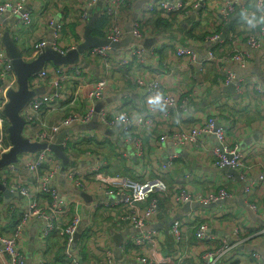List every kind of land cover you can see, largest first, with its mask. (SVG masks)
I'll return each instance as SVG.
<instances>
[{
    "label": "built area",
    "instance_id": "obj_1",
    "mask_svg": "<svg viewBox=\"0 0 264 264\" xmlns=\"http://www.w3.org/2000/svg\"><path fill=\"white\" fill-rule=\"evenodd\" d=\"M32 1L3 0L0 16L15 18L16 24L30 28L34 17L28 3ZM86 1V7L78 15L76 35L64 33L68 18L56 20L52 10H45L47 8L35 14L36 17L41 12L46 15L51 33L48 39L40 37L32 43L33 56L46 48L61 53L75 49L83 40L88 11L96 6L102 8V15L107 19L104 39L114 44L122 41L126 35L124 19L128 15L134 17V8L140 0ZM257 6L264 8V0H147L130 25L132 41L128 45L119 49L94 47L82 54L80 60L96 58L102 66L101 78L85 90V109L80 113L70 112L51 125L39 121L38 129L33 132L30 126L38 119L39 111H63L73 107L76 97L66 83L77 82L80 70L77 64L47 65L30 78L31 90L44 86L53 92L35 96L21 110L25 121L22 136L32 142L53 144L59 133L67 130L64 151L69 166L63 169L59 159L48 150H41L23 153L15 163L0 170V182L21 195L19 202L6 206L5 212L12 225L9 235L0 230V264H25L24 230L32 222L41 224L37 240L42 250L49 241L57 243L61 250L51 264H84L82 249L99 253L97 262L92 264H264V205L260 197L264 194V166L256 176L249 174L251 168L247 162L255 152L251 147L243 150L230 142L227 138L230 124L219 119L221 114L217 106L211 107L205 117L196 119L195 126L185 125L195 107L205 103V72L210 66L218 72L217 80L223 87L233 85L236 97L242 96L246 89L264 95V88L250 76L236 75V69H247L252 62V52L262 47L264 25L237 35L226 31L232 16L241 17L243 12L255 11ZM193 10L202 23L211 21L203 31L208 48L201 55L194 45L180 46L174 39L167 38L168 29L158 32L151 25L156 17L168 23L182 22ZM59 39L62 42L59 43ZM146 39H154L159 44L143 47ZM230 44V48L225 47ZM163 54L168 60L172 55L173 58L159 68L153 61ZM127 68L136 73L130 74L129 83L140 91V105L145 113L131 114L124 103L113 109L95 111L94 103L107 96V86L113 75ZM186 71L193 73L192 85L187 90L181 88V74ZM69 73L71 80L67 78ZM170 79L179 81L177 89L166 88L164 82ZM16 88L11 61L0 44L2 108L7 102V92ZM160 120L168 124V129H162L156 137L152 130ZM93 121L107 130L116 129L118 139L102 136L99 131L94 134L82 129L84 132L79 133L70 130ZM3 122L6 119L0 117V134ZM209 137L215 139L214 146L205 142ZM92 141L102 143L99 146H114L116 155L128 162L127 165L133 166L130 162L133 160L140 167V173L130 177L110 172L106 153L87 149L86 145ZM168 141L176 149L191 147L200 151L207 166L222 172L224 185L196 197L178 186L182 185L181 181H173L170 189L167 184L180 156L175 151L161 164L158 154ZM148 145L156 153H149L151 147ZM9 148L10 144L7 151ZM84 159L89 160L85 167H75ZM224 168L230 172L223 171ZM233 188L241 192L245 214L238 217L226 212L220 217L224 203L233 198ZM82 192L92 194L90 203L79 196ZM196 203L216 207L211 214L214 221L225 222L228 229L225 236L216 234L213 221L191 210ZM185 206L189 207L188 211L181 212ZM160 214L168 222L162 228L157 227ZM89 217L91 221L87 223ZM125 231L120 245L124 262L119 263L110 242L114 233Z\"/></svg>",
    "mask_w": 264,
    "mask_h": 264
},
{
    "label": "crops",
    "instance_id": "obj_2",
    "mask_svg": "<svg viewBox=\"0 0 264 264\" xmlns=\"http://www.w3.org/2000/svg\"><path fill=\"white\" fill-rule=\"evenodd\" d=\"M2 1L3 0H0V2ZM56 5H59L60 8L58 9ZM86 5V0H33L32 2L28 3L30 11L34 17L32 26L30 28H25L16 24L15 18H5L0 16L2 17V20H0V40L4 33H10L24 58L28 59L32 54V43L40 37L48 39L51 33L46 24V15H43V12H41L38 17H36V13L38 14L41 9L47 8L45 10H52V14L56 20H59L62 17H65L66 19L68 18V23L64 27V33L68 34V36H72L76 35V33L79 31L77 28L78 15L80 14V11L86 7ZM101 9L102 8H100V6H96L95 8L88 11L89 19L87 24L89 25L90 21L92 20V35L94 37L104 39L107 33V21L104 20L105 18L102 15ZM194 14L195 10H193L190 15L184 18L182 22L172 21L169 23L167 27V38L172 40L174 39L180 46H189V44H192L201 55L208 48V45L204 39L203 31L206 26L211 24V21L204 24L199 21ZM131 19L132 16L130 15L125 17L124 30L125 27L130 24ZM226 31L237 35L244 33V31L249 32L251 30L247 27L239 15H234L230 18L226 27ZM157 44H159V42L155 41L154 39H146L142 42L143 47L155 46ZM230 46L231 44L225 45L226 48H230ZM241 46L245 48L244 44ZM216 54L218 55L217 52ZM170 57L171 59L168 60L166 55L163 54L161 58L158 57V59L154 60L153 63L159 64V68H162L163 65L166 66L168 64V61H172L173 55ZM76 66L80 70L79 77H77L78 81L66 83V86L72 87L74 96L76 97V102L73 107H69L67 109L65 108L63 111H39L38 119L30 126V128H32L31 132L38 129L39 121H43L48 125H51L58 122L62 116H65L70 112L80 113L85 109L87 106V102L84 98L85 90L101 78L102 66L101 62L96 58H84L83 60H80ZM236 72L238 77L250 76L251 79L256 81L261 88H264V39L262 47L259 50L252 52V62L250 63L249 67L244 70L236 69ZM131 73L136 74L128 68L116 72L112 77V82H110V84L107 86V96L103 100L94 103V106L96 107L99 105L101 109H113L124 103L131 114L145 113V110L142 109L140 105L142 101V95L140 91L129 83V76ZM217 74L218 72L214 69V67L210 66L207 68V71L205 72L207 87L204 88L206 89L204 97L205 103L202 106L195 107L194 110L192 109L193 116H190L189 120L185 121V125L187 127H192V125L195 126L198 122L197 120L199 118L205 117L206 114L211 110V107L216 108L217 106L221 114L219 119L222 121V123L230 124V128L227 130V138L230 140V142L232 144H237L238 147L243 150H247L251 147L255 152V155L250 159V161L247 162L248 167L251 168L249 170V174L252 173L251 176L254 177L258 171H260V168L264 166V95L257 94L251 89H246L242 96L236 97L235 93L228 92L224 89L220 80H217ZM192 77L193 73L191 72L186 71L182 73L181 88L187 90L192 85ZM67 78H71L70 73L67 75ZM178 82V80L170 79L165 81L164 84L167 85L166 88L168 90H174L179 87ZM37 92H40V94L37 96H47L52 94L53 89L41 86L37 88ZM2 110L3 108L0 105V117H4ZM8 126L9 125L7 121L5 124H2L3 131L0 134V138L2 140V143L0 144V157L7 151L10 144L7 133ZM80 128L81 127L76 126L72 127L70 130L74 133L84 132L81 131ZM162 129H168V124L165 121L160 120L157 122L156 128L152 130L153 134L158 137L161 134ZM90 131H93L94 134H97V130ZM102 136L105 135L102 133ZM94 141L86 145L87 149L93 152L98 151L101 154L108 153V150L111 151L110 153L113 155L112 161L114 162V166L109 165L110 172H118L130 177L136 173H140V167L136 165L133 160L130 161L133 166L127 165L128 162H125L116 155L115 152L117 149L114 146H99L102 143L99 141ZM205 142L208 144V146H214L216 144L213 137L207 138ZM103 143H107V141ZM170 143L172 142L168 141L166 144H164L163 151L158 154L161 164L163 163V160H165L170 154L179 150ZM148 147H151V145H148ZM180 150V158L176 161V166L172 172L171 178L169 179L170 183L167 184L170 189L172 188L171 184L173 181H181L182 185L178 186L181 189L188 190L194 195V197H196L198 195H205L209 191H215L218 187L224 185L225 179L222 175V172L207 166L202 157L203 154L200 151L194 150L191 147H186ZM150 152H155L152 147L149 150V153ZM107 159L110 158L107 157ZM88 162V159H84L80 163H76L75 167L83 168L88 164ZM121 162H123V164ZM22 174L26 176L25 173ZM186 176L189 178L185 179ZM75 192L76 191H73L72 193ZM91 193H87V195L93 199ZM260 197L262 198V205H264V194H261ZM17 202H19L18 199H13L8 203L12 204ZM8 203L4 204L2 200L0 202V230L5 233L4 235H9L11 230L10 227L12 225V222L8 220V215L5 212ZM212 207V205L203 207V205L196 203L191 206V210L193 212L196 211L198 215H202L206 219L213 221L212 228L216 234L225 236L228 231V229H226V224L223 221H214L211 210L216 207ZM184 209L181 212H184ZM226 212H228L229 215L234 214L238 217L243 215L244 205L241 201L240 190L233 188V198L224 203L219 216L222 217V215H225L223 213ZM90 221L91 218L89 217L87 219V223ZM165 222L168 225L167 218L160 214L158 216L157 227H164ZM40 227L41 224L39 222H32L29 223L24 230V245L26 255L25 264H51L55 256H57L56 253L57 250H59L57 243H46L44 250H42V247L37 240ZM126 233L127 231L121 234L124 236ZM110 244L114 248L112 239ZM29 248H32L31 252H29ZM85 252L87 256H85L84 264H92L97 262V256L99 255L98 252L96 253L95 251H89V249H86Z\"/></svg>",
    "mask_w": 264,
    "mask_h": 264
},
{
    "label": "water",
    "instance_id": "obj_3",
    "mask_svg": "<svg viewBox=\"0 0 264 264\" xmlns=\"http://www.w3.org/2000/svg\"><path fill=\"white\" fill-rule=\"evenodd\" d=\"M147 0H140L134 8V17H132L130 24L125 27L126 35L124 39L116 44L109 43L107 39H101L94 37L92 35V20L89 25L86 27L83 33V40L79 43L75 49L67 51L65 53L58 52L51 48H46L34 58L28 60L25 59L18 46L14 42L10 33H4L1 37L0 44L5 50L8 58L11 61L12 70L16 76L17 88L16 90L8 91L6 94L7 102L5 103L2 114L6 121L8 122V139L10 143V148L7 152L3 153L0 157V170L6 166L15 163L17 157L23 153H36L41 150H48L55 158L61 161L62 168L65 169L69 166V159L64 151V138L68 134L67 130H64L59 133L56 141L53 144L32 142L26 138H23L22 132L24 130L25 121L21 116L20 112L24 106L33 99L35 96L39 95L40 92L36 90H31L29 88V80L31 77L38 74L45 66L51 65L54 67L61 66H71L78 64L81 59L82 54L94 47H106L110 46L113 49H119L128 45L131 41V23L134 20L135 16L139 14L142 5ZM2 20V17H0ZM148 48L149 46H145ZM228 92L234 93L233 85L224 87ZM101 108L99 105L95 107V111H99ZM82 130H97L108 137L116 139V129L107 130L103 125L97 122H91L82 126ZM172 144V143H170ZM180 152L181 150H177ZM223 171H229L227 168H224ZM230 172V171H229ZM80 196L88 204L90 203V196L86 193H81ZM0 197L4 204H7L13 199H21V195L17 191H10L3 183L0 182ZM184 212L188 211L189 207H184ZM86 219V217H84ZM159 229V228H157ZM122 234L112 235V240L114 243V258L119 263L124 262L120 253V245L123 240ZM32 251V248H29V252Z\"/></svg>",
    "mask_w": 264,
    "mask_h": 264
},
{
    "label": "clouds",
    "instance_id": "obj_4",
    "mask_svg": "<svg viewBox=\"0 0 264 264\" xmlns=\"http://www.w3.org/2000/svg\"><path fill=\"white\" fill-rule=\"evenodd\" d=\"M241 18L250 30L256 29L264 25V8L257 6L255 11L249 9L241 14Z\"/></svg>",
    "mask_w": 264,
    "mask_h": 264
},
{
    "label": "trees",
    "instance_id": "obj_5",
    "mask_svg": "<svg viewBox=\"0 0 264 264\" xmlns=\"http://www.w3.org/2000/svg\"><path fill=\"white\" fill-rule=\"evenodd\" d=\"M168 22L166 21H163V19H161L160 17H156L152 20L151 22V25L153 26L154 29H156L158 32H166V30L168 29ZM34 57V56H33ZM113 155L109 152L108 150V153H106V157L110 158L108 159L107 163L110 165V166H114V162L112 161V157ZM123 164V162H121ZM123 168V167H122ZM51 242V241H49ZM48 242V243H49ZM61 253V250H57V253L56 255L59 256V254ZM85 256H87L86 252L84 249H82V258L85 259Z\"/></svg>",
    "mask_w": 264,
    "mask_h": 264
},
{
    "label": "rangeland",
    "instance_id": "obj_6",
    "mask_svg": "<svg viewBox=\"0 0 264 264\" xmlns=\"http://www.w3.org/2000/svg\"><path fill=\"white\" fill-rule=\"evenodd\" d=\"M104 18H105V17H104ZM104 20L107 21L106 18H105ZM58 42L60 43V42H62V40L59 39ZM32 58H34V57H33V54H31V57H29L28 60H30V59H32ZM3 124H5V122H4ZM9 180H10V178H8V181H9ZM82 241H84V242H83V246L85 247V238H84V236H82Z\"/></svg>",
    "mask_w": 264,
    "mask_h": 264
}]
</instances>
